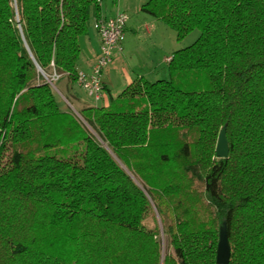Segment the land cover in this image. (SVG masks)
<instances>
[{
  "label": "trees",
  "instance_id": "trees-1",
  "mask_svg": "<svg viewBox=\"0 0 264 264\" xmlns=\"http://www.w3.org/2000/svg\"><path fill=\"white\" fill-rule=\"evenodd\" d=\"M117 1L0 0V264H217L224 221L229 264H264V0H148L200 35L79 109L92 132L48 79L81 100L80 38Z\"/></svg>",
  "mask_w": 264,
  "mask_h": 264
},
{
  "label": "crops",
  "instance_id": "crops-1",
  "mask_svg": "<svg viewBox=\"0 0 264 264\" xmlns=\"http://www.w3.org/2000/svg\"><path fill=\"white\" fill-rule=\"evenodd\" d=\"M147 1L148 0H118L117 4L111 2L104 3L103 15H113L119 10L128 13L129 19L125 28V37L121 46L114 49L113 59L103 72L105 86V95L103 99L99 101L94 100L78 85L77 88L81 100L79 101L74 98L76 103L82 104L83 102L87 105L108 106L112 99L120 95L136 78L141 76L147 79L149 77H157L164 66L165 72H168L169 61L167 58L172 56L174 51L170 54H166V50L162 49L161 46L158 47L157 40H160L161 37L156 35L155 30H157V34H159L157 23L159 19L157 20L156 17L142 9ZM95 21L96 20H93L91 22L87 33L80 38L81 53L78 60L79 72L89 73L100 52V38L94 27ZM128 28H131V36H133L136 42L135 47H132L131 44L133 43L128 42L130 34L126 37ZM147 40H150L151 43L147 44ZM157 70H159L158 74L156 73ZM148 80H150V78Z\"/></svg>",
  "mask_w": 264,
  "mask_h": 264
},
{
  "label": "built area",
  "instance_id": "built-area-1",
  "mask_svg": "<svg viewBox=\"0 0 264 264\" xmlns=\"http://www.w3.org/2000/svg\"><path fill=\"white\" fill-rule=\"evenodd\" d=\"M129 15L125 11H117L109 17H100L94 27L100 38V52L89 73L79 72L77 82L94 100L99 101L105 95L103 72L113 59V51L121 46L125 37V28ZM172 56L168 57V61ZM59 78L54 73L51 81Z\"/></svg>",
  "mask_w": 264,
  "mask_h": 264
},
{
  "label": "rangeland",
  "instance_id": "rangeland-1",
  "mask_svg": "<svg viewBox=\"0 0 264 264\" xmlns=\"http://www.w3.org/2000/svg\"><path fill=\"white\" fill-rule=\"evenodd\" d=\"M149 18H152V17H149ZM157 20H158V18H157ZM157 23H158V33L159 34H157V30H155V33H156V35H159V37H161V39H160L161 41L157 40L158 47L161 46L162 49L166 50V52H167L166 54H170L173 51H176V50H178L180 48H184L186 46H189L200 35V31L198 29H194L189 34H187L183 39L179 40L177 38L176 31L172 27H170L166 23H164L162 19H159V21H157ZM129 34H130V36H129ZM131 35H132L131 28H128L127 29V33H126V37L129 36V41L128 42L133 43L131 45H132V47H135L136 42H135V39L133 38V36H131ZM157 39H158V36H157ZM155 42H156V40H155ZM149 43H151V41L147 40V44H149ZM161 54H162V52H161ZM167 71H168V69H167ZM158 72H159V70L156 71L157 74H158ZM54 73L55 72L53 71L52 76L54 75ZM169 77H170V73H169V71L167 73L165 72V66H164L160 70L159 75L157 77H154V78L153 77H149V78H150V80H157V79H162V78L168 79ZM57 79L51 81V77H50V79H48V80L50 82L54 83V84H52V83L51 84H52V86L54 87V89L57 91V93L59 95V100L61 101L62 107L66 109L67 107H71V105H72L74 110L76 111V113L80 117L79 119L83 122V124L89 130L94 132L92 130V128L86 124V122L84 121L82 115H80L81 113L79 112V109L85 107V105H87V104H85L83 102H82V104L75 103V100L73 98L71 99L72 101H70L66 97L65 93L61 90V89H63V87H64L63 85L65 84L66 80L62 79V78H60L59 80H57ZM7 153H8V151H7ZM134 176L138 180V183L141 186L144 187V183L141 181V179H139V177H137L135 174H134ZM143 222L148 228H151V229L156 227V226L160 227V229H161V239H162V242H163V253L166 254V253H169V251L171 252V248L168 247L166 235L162 231V223H161L160 216H159L156 208L155 209L153 208V210L149 211L148 215L145 217Z\"/></svg>",
  "mask_w": 264,
  "mask_h": 264
},
{
  "label": "water",
  "instance_id": "water-1",
  "mask_svg": "<svg viewBox=\"0 0 264 264\" xmlns=\"http://www.w3.org/2000/svg\"><path fill=\"white\" fill-rule=\"evenodd\" d=\"M38 69L41 70L40 66H38ZM71 107L73 108L72 105ZM226 131H227V126L224 125L219 133L218 142L216 146V154L218 157H227L229 155L230 147H229ZM230 258H231V245L229 242L227 222L224 221L220 227L216 262L217 264H229Z\"/></svg>",
  "mask_w": 264,
  "mask_h": 264
}]
</instances>
